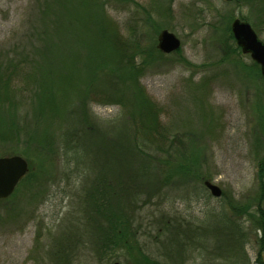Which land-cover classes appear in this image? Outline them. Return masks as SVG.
Here are the masks:
<instances>
[{
    "label": "rangeland",
    "instance_id": "374dc122",
    "mask_svg": "<svg viewBox=\"0 0 264 264\" xmlns=\"http://www.w3.org/2000/svg\"><path fill=\"white\" fill-rule=\"evenodd\" d=\"M136 1L145 6L157 2ZM42 2L0 0L1 64H5L1 62H5V51L28 42ZM257 4L172 0L166 16L161 18L153 11L155 24L149 21L139 28L138 38L147 51L158 49V35L164 29L181 40L180 52L145 60L147 66L140 76L167 128L164 150L145 147L147 159L129 164L127 155L123 156L125 162L116 170L110 160L99 166L74 162L69 167L77 182L66 185L68 181L64 184L60 179L68 163L51 159L43 151L35 154L37 145L27 142V134H36L37 124L29 103L22 107L21 121L27 123L22 142L0 141V156H23L30 163L29 172L39 176L37 183L31 177L23 178L10 197L0 199V264H132V252L113 253L107 247L99 251L90 237L92 229L80 237L90 219L86 220L89 211L83 202L88 197L83 195L88 189L85 183L100 171L109 186L113 173L120 175L117 180L123 188L117 211L131 218L128 230L150 259L160 264H258L257 260L264 264L263 232L256 228L258 217L254 218L264 194V77L231 37V23L238 18L249 22L264 41ZM106 8L123 37L129 31L132 12L118 0H107ZM24 67L27 75L30 62ZM23 79L12 76V89L23 85ZM19 94L24 93L20 90ZM90 105L97 120L105 126L112 124V130L105 131L109 135L106 158H110L113 134L117 130L125 134L130 123L128 108L107 101ZM131 170L137 182H128ZM125 181L131 185L122 193ZM205 181L218 185L222 196L214 197ZM260 203L264 208V198ZM109 212L115 210L111 207Z\"/></svg>",
    "mask_w": 264,
    "mask_h": 264
},
{
    "label": "trees",
    "instance_id": "16d2710c",
    "mask_svg": "<svg viewBox=\"0 0 264 264\" xmlns=\"http://www.w3.org/2000/svg\"><path fill=\"white\" fill-rule=\"evenodd\" d=\"M118 1L132 12L129 31L123 37L118 25L109 19L107 0H43L37 23L27 36L28 42L9 48L3 53L5 62H1L5 64L0 63V141L11 145L22 142V129L27 128V123L22 124L20 115L22 107L29 103L37 131L34 136L27 134V142L37 145L35 154L43 151L51 159L68 163L63 166L60 179L64 184L68 181L66 185H74L78 179L70 168L71 163L80 165L89 161L99 166L101 161L110 160L112 169L116 170L117 165L125 162L123 156L127 155L130 164L147 157L145 147L164 150L167 128L160 122L161 109L149 98L140 81L147 66L145 60L149 62L163 52L145 50L137 34L149 21L155 24L153 11L161 18L166 16L172 10V0H157L148 6L136 0ZM247 1L258 3V19L264 23V0L263 3ZM37 57L41 60L37 61ZM27 62H30V70L24 75ZM254 65L260 68L256 62ZM14 75H22L24 84L12 89ZM20 90L24 96L18 95ZM98 99L128 108L130 123L125 134L114 128L117 133L112 136L113 156L110 158H106L109 143L105 142L109 135L105 131H111L112 124L103 125L91 110L90 104L100 102ZM134 173L129 172L128 182H137ZM38 176L30 171L24 179L31 177L37 183ZM112 178L111 186L107 184L104 171L96 173L91 182L86 179L88 189L83 195L88 197L83 202L89 211L86 220L90 219L85 224L86 229L81 231V239L92 229L90 237L99 251L106 247L113 253L126 250L128 254L132 252V264H160L138 247L133 231L128 230L131 218L117 211L123 186L117 180L118 172L113 173ZM128 182L125 181L122 193L129 191ZM63 191L67 195V191ZM263 198L264 194L254 212V218L258 217L256 228L263 232L261 251L264 250V208L260 203ZM111 207L115 212H109ZM65 237L68 238V233ZM257 263H261L260 260Z\"/></svg>",
    "mask_w": 264,
    "mask_h": 264
},
{
    "label": "water",
    "instance_id": "95a60500",
    "mask_svg": "<svg viewBox=\"0 0 264 264\" xmlns=\"http://www.w3.org/2000/svg\"><path fill=\"white\" fill-rule=\"evenodd\" d=\"M231 31L241 51L249 54L252 60L260 66L264 77V41L259 38L252 25L245 20L234 19L231 23ZM157 48L166 54L176 52L181 48V40L173 32L164 29L158 35ZM29 169L27 159L19 154L0 156V199H7L14 193ZM205 186L214 197L222 196V189L218 185L205 181Z\"/></svg>",
    "mask_w": 264,
    "mask_h": 264
}]
</instances>
